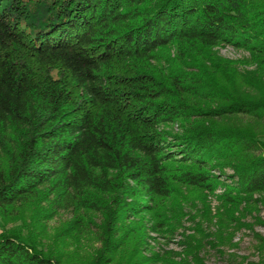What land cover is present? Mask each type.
Returning <instances> with one entry per match:
<instances>
[{
	"label": "trees",
	"instance_id": "16d2710c",
	"mask_svg": "<svg viewBox=\"0 0 264 264\" xmlns=\"http://www.w3.org/2000/svg\"><path fill=\"white\" fill-rule=\"evenodd\" d=\"M224 45L256 70L239 78ZM263 80L264 0H0V220L42 204L95 264L137 246V217L177 227L191 198L231 222L264 195ZM185 239L177 264H204ZM35 240L0 228V264H63L65 243Z\"/></svg>",
	"mask_w": 264,
	"mask_h": 264
},
{
	"label": "rangeland",
	"instance_id": "374dc122",
	"mask_svg": "<svg viewBox=\"0 0 264 264\" xmlns=\"http://www.w3.org/2000/svg\"><path fill=\"white\" fill-rule=\"evenodd\" d=\"M215 56L229 61L234 68L236 66L239 78L246 72L256 70L251 56L232 46L216 48ZM236 88L243 90L245 87L237 84ZM254 91L250 95L256 99L259 97L258 92L264 97V86ZM235 123L239 125L238 121ZM261 130L264 132V128ZM193 196L196 197V193L188 192L185 200L189 201ZM191 199V204L184 205V217L171 231L164 228L159 230L160 227L151 215L137 217L130 223L133 228L130 231L131 239L137 238V246L123 257L114 258L112 264H177L183 257L185 238L190 236L201 237L202 250L199 253L204 264H264V195L253 196V200L257 201L253 208L251 206L247 209L245 205L238 210L230 208L227 214H230L231 222H225L221 227L214 223H205L206 209L198 198ZM206 200L208 213L214 216L220 206L219 202L215 195L206 196ZM43 208L42 204L34 203L21 209H13L9 218L0 220V228L3 232L18 233L29 239L35 237V241H42L47 250H55L57 246L65 243L63 250L55 251L60 255L63 264H95L96 258L93 254L97 252L99 245L91 243L89 247L84 242L79 244L77 241H66L70 239L62 231L65 229L67 217L45 219L42 217Z\"/></svg>",
	"mask_w": 264,
	"mask_h": 264
}]
</instances>
